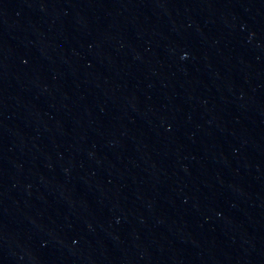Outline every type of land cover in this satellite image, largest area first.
<instances>
[{
	"label": "water",
	"instance_id": "1",
	"mask_svg": "<svg viewBox=\"0 0 264 264\" xmlns=\"http://www.w3.org/2000/svg\"><path fill=\"white\" fill-rule=\"evenodd\" d=\"M0 264H264V0H0Z\"/></svg>",
	"mask_w": 264,
	"mask_h": 264
}]
</instances>
